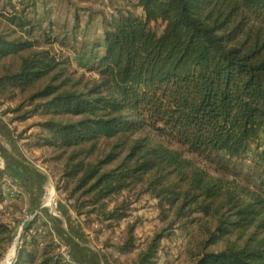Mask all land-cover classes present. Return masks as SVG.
<instances>
[{"label": "trees", "instance_id": "16d2710c", "mask_svg": "<svg viewBox=\"0 0 264 264\" xmlns=\"http://www.w3.org/2000/svg\"><path fill=\"white\" fill-rule=\"evenodd\" d=\"M136 1L144 15L120 13L104 21L100 43L83 54L97 76L83 87L62 79L48 50L21 56L17 68L4 62L37 47L26 35L45 32L28 17L37 0L10 3L6 20L26 35L0 31V109L18 94L27 97L1 115L12 125L49 118L38 124L40 133L26 129L16 140L29 150L63 152L56 157H65L61 181L83 228L107 223V230L126 220L129 205L110 209L109 199L142 186L164 213L210 219L195 264H264V196L212 176L185 156L228 168L259 146L264 0ZM154 23L164 25L161 34ZM25 106L30 111L21 113ZM20 227L11 264H82L62 251L67 244L50 219L37 214ZM134 230L130 226L126 240L111 245L118 255L138 250ZM15 234L0 222V245H12ZM165 237L156 234L132 264H158Z\"/></svg>", "mask_w": 264, "mask_h": 264}, {"label": "rangeland", "instance_id": "374dc122", "mask_svg": "<svg viewBox=\"0 0 264 264\" xmlns=\"http://www.w3.org/2000/svg\"><path fill=\"white\" fill-rule=\"evenodd\" d=\"M20 1L0 0V31H5L14 38L26 34L10 26L6 15L12 13L10 3L19 7ZM127 12H132L136 16L144 15L136 0H37L35 12L31 8L28 17L35 24H42L45 32L35 29L32 36L26 35L36 42L37 47L18 57L8 58L4 62L11 63L17 68L21 56H27L34 51L48 50L59 63L57 70L63 72L62 79L68 78L71 83H81L79 87H83L97 79L96 73L87 69V60L83 54L100 43L104 32V21ZM152 28L161 34L164 25L154 23ZM26 97V93L18 94L17 98L1 107L0 116L3 117L1 113L4 109H15L20 104H25ZM30 109L31 107L25 106L20 112L24 113ZM47 119L49 118L46 116L37 115L25 123L14 125L15 140L16 134L26 129H29V134L40 133L38 124ZM150 133L154 136V132ZM142 135L145 136L146 133ZM16 142L24 150L30 161L28 162L36 165L43 176L39 174L42 177L41 184L36 180V188L33 192L36 199L32 200L26 189L27 185L16 181L3 170L5 164L0 157V170L5 171L0 182V190L4 198L0 204V222L16 229L14 243L0 245V253H3L0 264H5L11 251L17 249L21 223L30 221V217L37 214L51 220L53 230L67 244L62 246V251L64 249L65 253L69 252V256L82 264H132L139 252L145 250L151 239L161 232L167 237L162 240L158 264L196 263L197 256L208 239L209 229L212 226L210 219L198 213L192 216H176L174 211L164 213L159 209L158 201L149 194L143 193L142 186H137L113 196L108 202L110 209L123 203L128 204L129 214L126 220L113 222L111 229L107 230L104 228L107 223H96L92 228L85 229L81 219L73 213L74 200L68 199L69 191L66 192L63 188L61 178L65 157L56 159L63 152L55 148L29 150L25 148L24 141L16 140ZM185 156L194 160L212 176L234 181L264 196V135L258 147H254L243 159L233 161V165L230 164L228 168H219L195 155L185 154ZM30 187L32 189V186ZM130 226H134L138 250L127 256L118 255L111 245L126 240ZM103 228L104 232L99 235L98 231ZM14 255L15 253L11 256V260Z\"/></svg>", "mask_w": 264, "mask_h": 264}, {"label": "crops", "instance_id": "0c3cea01", "mask_svg": "<svg viewBox=\"0 0 264 264\" xmlns=\"http://www.w3.org/2000/svg\"><path fill=\"white\" fill-rule=\"evenodd\" d=\"M0 157L5 164L3 167L16 181L25 183L32 200L35 195L36 182H42L41 174L37 166L29 163V159L22 147L15 140L14 125L7 118L0 116ZM29 161V162H28ZM42 175V174H41ZM43 176V175H42ZM37 180V181H36ZM31 182V183H30ZM39 184V185H40ZM32 186V189L31 187ZM41 191V189H40Z\"/></svg>", "mask_w": 264, "mask_h": 264}, {"label": "bare ground", "instance_id": "6f19581e", "mask_svg": "<svg viewBox=\"0 0 264 264\" xmlns=\"http://www.w3.org/2000/svg\"><path fill=\"white\" fill-rule=\"evenodd\" d=\"M16 253V250L13 249L11 253L8 255L7 259L5 260V264H10L11 256Z\"/></svg>", "mask_w": 264, "mask_h": 264}, {"label": "built area", "instance_id": "2783aa9c", "mask_svg": "<svg viewBox=\"0 0 264 264\" xmlns=\"http://www.w3.org/2000/svg\"><path fill=\"white\" fill-rule=\"evenodd\" d=\"M34 216L32 215L30 218L32 219ZM27 219H29V218H27ZM64 250V249H63Z\"/></svg>", "mask_w": 264, "mask_h": 264}, {"label": "water", "instance_id": "95a60500", "mask_svg": "<svg viewBox=\"0 0 264 264\" xmlns=\"http://www.w3.org/2000/svg\"><path fill=\"white\" fill-rule=\"evenodd\" d=\"M17 245H18V243H17Z\"/></svg>", "mask_w": 264, "mask_h": 264}]
</instances>
